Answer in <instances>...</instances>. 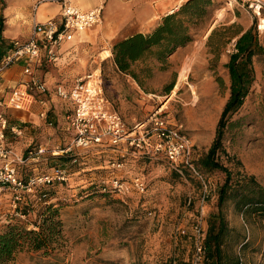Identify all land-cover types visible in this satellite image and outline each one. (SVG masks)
<instances>
[{"label": "rangeland", "instance_id": "1", "mask_svg": "<svg viewBox=\"0 0 264 264\" xmlns=\"http://www.w3.org/2000/svg\"><path fill=\"white\" fill-rule=\"evenodd\" d=\"M226 1L211 0L204 19L192 27L193 41L175 52L169 66L157 71L144 86L118 71L110 57L103 58L104 51L113 47L114 42L109 40L100 47L92 42L77 44L85 70L82 74L100 73L107 97L127 124L163 108L171 121L183 124L190 133L198 156L206 154L230 97L227 64L233 52L229 48L249 29H254L264 47V31L257 30L256 19L244 7H230ZM182 75L186 77L179 82ZM173 81L174 88L168 92ZM224 145L241 165L235 158H224V162L233 171L254 175L264 186V53L253 58V82L244 104L228 120ZM110 155L106 151L83 159L73 168L85 170L75 174L68 185L58 187L49 203L35 202L26 220L14 217L0 225V232L17 221L29 230H39L49 206L58 211L61 239L54 252L44 255L25 249L9 264H192L197 243L195 226L200 225L205 233L208 218L219 211L218 191L225 174L206 173L211 187L205 192L198 179L180 177L160 161L131 159L126 172L144 176L147 188L144 193L124 197L96 188L112 173L106 168ZM60 161L53 158L39 168L47 170ZM23 172L29 175L32 170L25 168ZM189 197L192 202L187 205ZM3 205L9 219L8 203ZM225 213L232 229L230 252L239 255L244 264H264V220L258 214L239 213L231 202Z\"/></svg>", "mask_w": 264, "mask_h": 264}, {"label": "built area", "instance_id": "2", "mask_svg": "<svg viewBox=\"0 0 264 264\" xmlns=\"http://www.w3.org/2000/svg\"><path fill=\"white\" fill-rule=\"evenodd\" d=\"M58 1L60 20L35 21L30 36L12 39L8 50L0 57V225L14 217L26 220L35 202L49 203L58 187L68 185L75 174L85 170H74L73 166L106 151L112 154L106 160V168L112 173L96 186L103 193L124 197L144 193L146 178L126 172L131 159L140 158L160 161L180 177H195L207 192L210 181L196 163L200 156L190 133L183 124L171 121L163 108L129 125L107 97L100 73L86 72L78 75L72 84L58 83L54 89L39 76L38 66L56 61L64 42L74 40L77 33L100 24L103 19L102 5L82 10L75 0ZM226 5L247 9L256 19L257 30L264 31V0H227ZM229 51H237L236 42ZM17 63H22L20 81L3 89L6 72ZM4 92H8V98ZM53 94L64 101L63 130L69 134V141L52 149L43 143H33L26 151L19 152L9 142L8 134L19 139L24 129L10 122V111L24 110L34 101L42 106L39 116L53 125L48 121ZM53 158L61 161L47 170L39 168ZM25 168H30L32 173L25 174ZM5 201L9 219L3 211ZM191 202L189 197L187 205ZM195 231L197 243L193 264H199L205 255V235L200 225L195 226Z\"/></svg>", "mask_w": 264, "mask_h": 264}, {"label": "trees", "instance_id": "3", "mask_svg": "<svg viewBox=\"0 0 264 264\" xmlns=\"http://www.w3.org/2000/svg\"><path fill=\"white\" fill-rule=\"evenodd\" d=\"M211 0H187L178 10L164 16L160 24L149 34L137 33L113 43L112 54L116 68L130 75L144 86L157 71L169 66L170 57L179 47L194 39L192 27L206 16ZM213 31L211 37L213 36ZM237 51L230 55L227 67L231 76V92L216 127V136L208 152L201 155L196 163L203 174L221 171L225 174L218 191L219 211L208 218L204 233L206 248L199 264H244L241 257L230 251L232 229L225 213L228 203H233L241 214H258L264 220V186L254 175L244 171H233L226 161L237 160L224 145V131L229 118L242 107L253 82V58L264 53L257 33L249 29L236 42ZM175 82L167 88L170 92ZM179 176V175H178ZM58 211L50 206L44 212L39 230L28 229L25 223L17 221L0 232V264H9L23 250L43 252L50 255L59 245L61 225L57 220ZM247 242L243 245L245 246ZM196 253V244L192 255ZM110 263V262H109ZM137 264V263H135ZM170 264H173L172 262Z\"/></svg>", "mask_w": 264, "mask_h": 264}, {"label": "crops", "instance_id": "4", "mask_svg": "<svg viewBox=\"0 0 264 264\" xmlns=\"http://www.w3.org/2000/svg\"><path fill=\"white\" fill-rule=\"evenodd\" d=\"M186 0H75L82 10L103 6V19L100 25L77 33L75 39L64 42L53 63L43 62L37 73L54 89L58 83L72 84L85 70L80 63L82 53L77 44L100 47L103 41L115 42L137 33L149 34L160 24L162 18L176 10ZM61 4L58 0H0V57L8 50L14 38L29 37L35 21L60 20ZM26 39V38H24ZM76 40V41H75ZM188 46V45H187ZM183 47H179L176 52ZM111 55V56H110ZM110 57L114 62L112 49L105 50L103 58ZM171 58V57H170ZM170 60V59H169ZM22 63L13 65L5 74L2 88L6 89L21 79ZM7 91V90H6ZM8 98V92H4ZM48 121L39 116L42 106L32 102L24 110L12 109L10 122L23 127L24 135L14 140L8 134L9 142L19 152H24L29 144L43 143L46 146H61L69 141V134L63 130L64 101L53 94ZM56 142V144H53ZM54 145V146H53Z\"/></svg>", "mask_w": 264, "mask_h": 264}, {"label": "bare ground", "instance_id": "5", "mask_svg": "<svg viewBox=\"0 0 264 264\" xmlns=\"http://www.w3.org/2000/svg\"><path fill=\"white\" fill-rule=\"evenodd\" d=\"M223 9H224V8H223ZM224 11H225V9H224L221 13H224ZM221 13H220V14H221ZM98 71H99V70H98ZM185 77H186V75H182V77L179 78V82H180V81H183V80L185 79ZM179 82L176 84V86H175L176 88L179 86ZM176 88L174 89L173 92H175V90H177ZM169 98H170V97H169ZM164 106H165V105H164Z\"/></svg>", "mask_w": 264, "mask_h": 264}]
</instances>
